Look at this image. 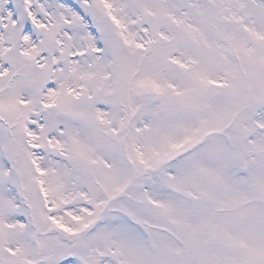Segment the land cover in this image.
<instances>
[{
	"label": "snow or ice",
	"instance_id": "6c2138e0",
	"mask_svg": "<svg viewBox=\"0 0 264 264\" xmlns=\"http://www.w3.org/2000/svg\"><path fill=\"white\" fill-rule=\"evenodd\" d=\"M0 264H264V0H0Z\"/></svg>",
	"mask_w": 264,
	"mask_h": 264
}]
</instances>
